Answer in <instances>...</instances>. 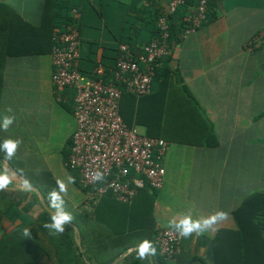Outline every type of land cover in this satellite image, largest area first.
<instances>
[{"label":"crops","instance_id":"obj_1","mask_svg":"<svg viewBox=\"0 0 264 264\" xmlns=\"http://www.w3.org/2000/svg\"><path fill=\"white\" fill-rule=\"evenodd\" d=\"M56 1L51 12L57 10V3L61 1L59 10L62 14H78L75 18L80 36L78 66L83 82L92 75L95 62H103L109 67L114 65L119 44L126 43L134 54H139L140 48L154 37L155 16L167 3V0ZM0 2L10 5L25 20L36 25L42 21L44 11L49 9L45 6L46 0ZM188 2L189 5L177 12L186 16L194 10L198 0ZM63 26L56 29L62 30ZM258 35L261 37L252 41ZM171 41L167 65L172 76L155 78L148 94L135 96L126 92L121 95L119 108L122 113L126 112L131 126L123 121L139 133L167 142V151L162 159L164 184L156 197L160 192L161 196H167L162 190L175 186L176 179L188 188V193L179 189L187 198L185 202L181 200L182 194H168L174 198L171 203H182V210L175 212L172 223L167 220L166 224L176 227L183 215H191L204 227L203 220L218 211L227 213V219L214 225L215 230L209 228L199 235L193 232L184 237L181 252L165 263L153 262L150 252L145 259H137L139 247H132L128 252L134 250L133 257L143 264H214L212 237L221 228L235 227L232 212L246 195L264 190V0H210L207 20L194 32ZM163 66L164 63L159 64L160 71ZM51 71L50 53L7 58L0 98V139L3 143L7 138L3 127L5 117L12 116L14 120L15 116L19 117L27 100L32 102L38 97L42 101L40 103L70 112L75 120L72 106L74 89H54ZM182 85L193 99L182 90ZM32 93H37V96ZM10 129L14 135V128L8 126L7 130ZM74 130L75 121L59 142L60 145L62 143V159ZM213 135L218 144L214 147L203 145ZM40 145L47 147L48 142L34 143L31 148L28 145L26 154L15 152L13 156L23 171L32 173L29 176L31 180L36 182L40 173H48L60 190L52 167L48 164L43 166L34 157L33 165L29 164L30 149L37 150ZM5 174L10 184L0 190V206L5 202L7 205L0 216V238L27 224L43 210L53 215L59 212V207L45 200L37 187L29 186L23 177L0 160V175ZM74 187L83 193L84 199L80 205L72 201V206L85 209L91 204L89 201L84 205L87 193ZM201 192H204L202 206L195 197ZM71 198L73 196L69 202ZM157 206L155 199V229L165 227L158 220ZM24 228L30 230L29 226ZM77 242H80L79 236ZM122 257L120 255L111 264ZM37 264L53 263L43 258Z\"/></svg>","mask_w":264,"mask_h":264},{"label":"trees","instance_id":"obj_2","mask_svg":"<svg viewBox=\"0 0 264 264\" xmlns=\"http://www.w3.org/2000/svg\"><path fill=\"white\" fill-rule=\"evenodd\" d=\"M55 1L46 0L45 6L49 9L47 12L44 11V17L37 25L25 20L10 5L0 2V98L4 88V71L8 57L48 54L54 43L52 37L58 31L57 26L77 24L73 16L67 12H65L67 14L60 12L61 1L57 3V10L51 12V6L54 7L57 2ZM188 3L187 0V5ZM209 5L210 0H208V7ZM183 14L176 12L170 18V43L171 40L182 37L183 30L188 24ZM157 16L158 14L155 16V21ZM156 36L155 25V35L150 41ZM169 58L168 55L159 59V64L164 63L163 70L160 71L158 66L155 67L153 80L157 77L163 79L172 76L173 73L167 65ZM97 63L99 61L94 63L93 68ZM100 63L105 66L103 62ZM114 65L105 66L104 81L113 77ZM181 88L187 95H190L184 85ZM125 93L126 91H123L121 95ZM119 111L123 120L130 125L126 112L123 111V114L120 108ZM198 116L203 121H207L202 115ZM217 144L214 135L209 141L203 143L208 147H214ZM0 145H2L0 160L5 161L18 175L23 177L29 186L37 187L45 200L53 202L59 207V211L73 217L69 221L70 224L65 223L64 232L58 233L55 228L45 226L52 225L54 221L52 220L53 214L43 210L27 224L2 235L0 264H37L43 258L49 259L53 264H111L120 255L123 257L115 264H143L142 261L133 257L134 250L130 252L128 250L132 247H139L144 240L149 241L155 249L154 253L150 251L153 262L165 263L172 259L161 257L154 243L157 231L153 218V206L158 189L151 188L146 181L130 203L118 202L108 192L99 198H93L90 201L91 204L85 209H79L73 207L62 195L50 174L40 173V179H35L36 182H34L28 176L29 172L21 169L19 161L13 155L8 156L1 139ZM69 145L70 141L63 152L64 163L67 159ZM65 167L74 186L86 193L92 190L80 187L78 170ZM53 193H56L60 199L53 200ZM6 208L5 202L0 206V216ZM232 216L235 227L221 228L211 239L214 264H264V190L246 195L238 208L232 212ZM25 225L29 226L30 230H26ZM73 226L78 233L74 232ZM78 236L79 243L77 242Z\"/></svg>","mask_w":264,"mask_h":264},{"label":"built area","instance_id":"obj_3","mask_svg":"<svg viewBox=\"0 0 264 264\" xmlns=\"http://www.w3.org/2000/svg\"><path fill=\"white\" fill-rule=\"evenodd\" d=\"M186 6L187 0H167L155 21L157 36L144 44L139 54H134L128 44H119L113 77L108 81L103 79L106 68L100 62L87 81H82L76 24H63V29L54 33L51 84L57 90L74 89L76 127L64 165L78 170L81 188L92 189L87 192L85 203L108 192L116 201L130 203L144 181L151 188H162L165 176L162 158L167 144L128 126L119 113V100L123 91L136 96L150 93L155 67L159 66V59L170 53V17ZM207 13L208 0H198L194 10L185 16L188 24L182 37L199 28L207 20ZM77 16L73 13L74 18ZM260 37L255 36L252 41ZM96 173L103 178L95 179ZM156 230L154 243L159 255L165 259L178 255L184 238L180 230L174 226H158Z\"/></svg>","mask_w":264,"mask_h":264},{"label":"rangeland","instance_id":"obj_4","mask_svg":"<svg viewBox=\"0 0 264 264\" xmlns=\"http://www.w3.org/2000/svg\"><path fill=\"white\" fill-rule=\"evenodd\" d=\"M35 92V91H34ZM37 96V93H32ZM46 97V95H44ZM39 98L37 97L32 102H26L23 103L22 107L23 110L20 113L19 117L15 116H6V119L11 118L12 123H10L8 126H12L14 128V135L13 130H6V140L14 139L19 141L16 153L19 152L20 154H26V150L28 148H31V145L37 142L44 141L46 144L48 142L47 147L44 145H40L39 149L37 150H31L30 149V158H29V164L33 165L32 157L39 159V161L44 164H48L50 167L53 168V171L55 172V177L57 180L62 181L65 185L66 191H64V195L68 197V200H70V196H73V199L71 200V204L73 201V204L80 205L84 199V195L82 192L78 191L73 184L71 183L70 177L68 175L67 169L64 167L62 155H61V148L62 143L60 145V141L65 138L66 133L70 128H72L74 119L70 112L68 113L66 110H62V108L56 107L53 108L52 104L49 105L43 103ZM40 103V104H39ZM73 106V103H72ZM3 121V126H4ZM75 127H76V121H75ZM62 131L65 132L62 134ZM18 138V139H16ZM24 147V148H23ZM164 157V156H163ZM163 159V158H162ZM23 161L26 159H22ZM51 168V169H52ZM32 174V173H31ZM30 173L28 176L31 175ZM32 176V175H31ZM177 177V176H175ZM29 178V177H28ZM165 178V176H164ZM182 178V177H181ZM176 179V178H175ZM180 179V178H179ZM164 184V182H163ZM167 184V183H166ZM166 184L164 187H166ZM179 189H182V191H187L188 188L183 182L176 179L175 186H168L165 188V190H162L163 192H166L165 194L167 196H161L160 192L159 196L155 199H157V210L159 215V222L163 226H169L166 224L170 220L172 222V216L175 214V212H179V210H182V203L176 202L171 203L172 200H174L173 197H168V194L174 193L176 196H178L177 193L182 194V192H179ZM159 190V189H158ZM168 192V193H167ZM161 196V197H160ZM181 196V197H182ZM196 199L198 200V203L200 206L203 205L202 199H204V192H201L200 194H197ZM186 196L182 197V202H185ZM86 203H84L85 205Z\"/></svg>","mask_w":264,"mask_h":264},{"label":"clouds","instance_id":"obj_5","mask_svg":"<svg viewBox=\"0 0 264 264\" xmlns=\"http://www.w3.org/2000/svg\"><path fill=\"white\" fill-rule=\"evenodd\" d=\"M10 123H12L11 118L5 120L3 126L5 130H7V127ZM18 143L19 141L17 140L5 141L3 147L7 150V154L9 157H11L16 152ZM102 178L103 176L101 173L95 174V179L100 180ZM58 183L60 185V190L62 192L66 191L64 183L62 181H58ZM9 184H10V180L8 176L6 174L0 175V190H4L6 186ZM58 199H60V197L56 193H53V200H58ZM72 219H73L72 215L65 213L63 211H59L56 215L52 216V220L54 221V223L52 225L47 224L45 226L50 228H55L58 233H63L65 223ZM225 219H227V213H225L224 211L215 212L213 214H210L206 219L203 220L204 227H202L199 219L193 220L191 215H183L182 219H180L179 224L176 225V227L180 230L179 233L181 236L187 237L193 232H196L199 235L207 231L209 228L215 230L213 226L216 225L219 221H223ZM136 251L138 253L137 259H145L147 257V254L150 251L154 253L155 249L152 247L149 241L144 240Z\"/></svg>","mask_w":264,"mask_h":264},{"label":"water","instance_id":"obj_6","mask_svg":"<svg viewBox=\"0 0 264 264\" xmlns=\"http://www.w3.org/2000/svg\"><path fill=\"white\" fill-rule=\"evenodd\" d=\"M54 213H55V214H57L58 212H54ZM67 223H68V224H70V222H69V221H68Z\"/></svg>","mask_w":264,"mask_h":264}]
</instances>
